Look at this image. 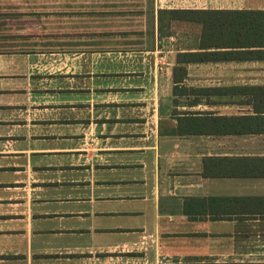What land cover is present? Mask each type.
I'll return each mask as SVG.
<instances>
[{"label": "crops", "instance_id": "1", "mask_svg": "<svg viewBox=\"0 0 264 264\" xmlns=\"http://www.w3.org/2000/svg\"><path fill=\"white\" fill-rule=\"evenodd\" d=\"M180 9L264 0H0V264H264V58Z\"/></svg>", "mask_w": 264, "mask_h": 264}, {"label": "trees", "instance_id": "2", "mask_svg": "<svg viewBox=\"0 0 264 264\" xmlns=\"http://www.w3.org/2000/svg\"><path fill=\"white\" fill-rule=\"evenodd\" d=\"M160 14H165L171 19L200 23L202 25L200 48L205 50L211 48L230 49L178 54V63L244 59L254 56L264 58V11L180 9L162 11ZM253 47L259 50H254ZM177 69L182 77L185 73L183 66H179ZM214 90L217 91V89L201 91ZM250 91L251 94L264 97V87L250 88ZM259 104L261 109H264V103L259 102Z\"/></svg>", "mask_w": 264, "mask_h": 264}]
</instances>
